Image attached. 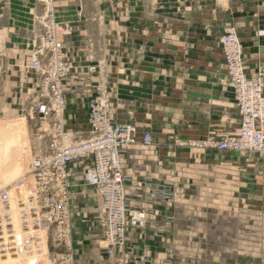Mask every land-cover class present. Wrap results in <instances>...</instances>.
Masks as SVG:
<instances>
[{
  "label": "crops",
  "instance_id": "obj_1",
  "mask_svg": "<svg viewBox=\"0 0 264 264\" xmlns=\"http://www.w3.org/2000/svg\"><path fill=\"white\" fill-rule=\"evenodd\" d=\"M54 4L62 41L77 67L67 85L66 128L74 141L89 136L87 101L102 83L112 91L116 120L133 123L156 140L141 155L133 153L127 175L184 189L188 185L184 164L190 162L195 172L204 162L207 169L227 167L223 173L231 178L235 166L227 165L220 151L187 147L190 153L180 151L170 164L165 162L175 138L198 140L238 132L241 116L219 37L233 19L246 70L253 74L264 63V0H54ZM43 7L39 0H0L1 109L21 110L38 92L39 76L28 66ZM93 64L99 70L91 73L87 66ZM24 126L21 121L0 124L1 134H10L2 147L4 155L17 157L26 151L21 143ZM241 168L242 202L263 204V166L249 160ZM208 178L213 186L218 181V175ZM174 200L145 206L154 223L134 231L126 264H176L160 243L174 229ZM104 248L111 264H117Z\"/></svg>",
  "mask_w": 264,
  "mask_h": 264
},
{
  "label": "built area",
  "instance_id": "obj_2",
  "mask_svg": "<svg viewBox=\"0 0 264 264\" xmlns=\"http://www.w3.org/2000/svg\"><path fill=\"white\" fill-rule=\"evenodd\" d=\"M39 1L44 7L37 18L40 30L28 67L38 74L40 84L28 108L32 120L39 124L47 122L49 131L50 125L52 127L45 147L32 155L25 174L17 181L34 182L33 203L40 221L47 230L53 229L65 244L66 251L57 255L60 261L55 259L57 264H76L73 226L75 219L83 215L76 206L83 187L93 188L101 197L98 220L107 243L106 254L114 257L117 264H126L125 253L132 248L134 228L154 223L153 218L147 217L145 206L154 200L170 201L173 183L155 182L150 177L139 181L125 174L128 148L138 144L151 147L155 142L151 133H141L135 125L116 120L110 92L101 83L96 85L95 94L87 102L89 136L73 140L66 128V104L67 82L74 67L60 38L61 23L54 0ZM220 42L241 116L239 134L191 140L188 146L198 150L256 153L264 157V64L256 74L248 75L242 42L235 28L228 29ZM89 71L94 73L98 69L93 66ZM78 160L87 161L80 184L76 183L72 169V164Z\"/></svg>",
  "mask_w": 264,
  "mask_h": 264
},
{
  "label": "rangeland",
  "instance_id": "obj_3",
  "mask_svg": "<svg viewBox=\"0 0 264 264\" xmlns=\"http://www.w3.org/2000/svg\"><path fill=\"white\" fill-rule=\"evenodd\" d=\"M36 25V30H40L38 22ZM230 28L237 29L236 22L233 19L225 26L219 37L222 52L220 39ZM60 38L62 40L61 32ZM243 55L246 62L244 48ZM67 57L70 59L75 71L77 67L68 53ZM223 59L224 68L226 69L224 52ZM93 66L99 70L98 66L93 64L87 66L88 71ZM259 67L254 70L253 74L247 72L248 75L253 76L256 74ZM107 88L111 95V105L115 116L112 91L108 86ZM95 91L96 86L91 96L95 94ZM27 103L24 108L17 111L0 108L1 125L15 121L24 122L26 125L24 126L26 127L25 140L21 142L24 143L22 147H26V151L23 149L21 156L9 157L3 154L2 147L7 143L10 134H1L0 132V264H46V261L47 264H57L56 262L60 261V259L58 261L57 255H63L66 247L63 240L56 235V232L53 229L47 230L40 221V215L36 212L33 203L34 182L29 179H24L22 182H20L21 180L9 181L13 170L21 163L22 157H24V165H26L23 171V174H25L32 155L39 148L45 147L48 134L51 132L52 126L50 125L49 131L47 122L39 124L38 121L30 118ZM135 126L138 128L137 125ZM138 130L145 133L139 128ZM153 139L156 143L154 137ZM190 141L175 138L171 146L172 148L177 147L179 150L171 148L168 151L170 153L165 163L170 164V158L176 154L179 156L180 151L190 153V150H185L187 147L189 148ZM146 148L150 147L138 144L128 148L125 155L124 172L132 168L135 160L133 153L137 151L136 154L141 155ZM20 149L22 148L18 146V152L21 151ZM207 150L202 149V151ZM236 153L239 157L227 158L223 152L219 153L224 157L227 165L235 166L234 169L231 168L233 174L231 173L230 179H227V176L223 173L228 170L227 167L219 166L214 170L207 169L203 162L199 169L195 167L197 171L192 172L190 162L184 164V176L188 185L186 188L180 189L173 184L171 191L172 200L176 197L173 202L174 229L168 238L163 239L160 236L162 240L160 243H163V249L169 254L168 259L173 263L176 261V264H264V201L263 204L242 202L238 184L244 173L241 165L249 164V160H252L257 167L262 165L264 168V157L256 153ZM247 155H250L249 159L240 158V156L245 157ZM213 164L215 163L213 162ZM218 164L222 163L219 162ZM86 165L87 161L83 160L75 161L72 164L77 184L83 181L82 170ZM209 174L218 175V181L214 186L208 178ZM128 176H132L139 181L145 179L141 176ZM262 176L264 179V175ZM26 184L32 185L33 188L32 206L29 213L19 209V192L21 187ZM82 190L83 195L76 200V206L82 211L83 215L82 218L75 219L73 226V248L76 264H111L109 258L103 253V248L107 243L98 220L101 197L91 187H83ZM154 202L158 201L154 200ZM148 225H150L149 222L146 226ZM167 226L168 224H165V228ZM136 229L137 227L134 228V230ZM55 259H57L56 262Z\"/></svg>",
  "mask_w": 264,
  "mask_h": 264
},
{
  "label": "bare ground",
  "instance_id": "obj_4",
  "mask_svg": "<svg viewBox=\"0 0 264 264\" xmlns=\"http://www.w3.org/2000/svg\"><path fill=\"white\" fill-rule=\"evenodd\" d=\"M237 31V29H236ZM237 34L239 36V33L237 31ZM240 38V36H239ZM241 40V38H240ZM264 82V81H263ZM105 86V85H104ZM107 87V86H106ZM235 92V91H234ZM236 95V94H235ZM240 123H241V120H240ZM239 129H240V126H239ZM239 134V130L236 134H233V135H238ZM213 137V136H212ZM216 138H222V137H216ZM206 139V138H205ZM26 160V158H25ZM25 162H24V157H22V161L21 163L17 166V168H15L12 172V176L11 178L9 179V181H15L17 179H19L20 177H22L24 174H23V171L26 167V165H24ZM23 174V175H22ZM22 175V176H21ZM10 181V182H11ZM9 182V183H10ZM27 185V184H26ZM23 186L21 187L20 189V202H19V209L25 213H29L31 211V206H32V192H33V188H32V185H27V186ZM46 264H47V261H46Z\"/></svg>",
  "mask_w": 264,
  "mask_h": 264
}]
</instances>
